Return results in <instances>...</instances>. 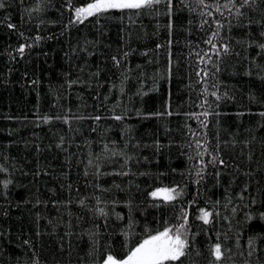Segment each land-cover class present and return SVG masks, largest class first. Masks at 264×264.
<instances>
[{
	"label": "trees",
	"instance_id": "trees-1",
	"mask_svg": "<svg viewBox=\"0 0 264 264\" xmlns=\"http://www.w3.org/2000/svg\"><path fill=\"white\" fill-rule=\"evenodd\" d=\"M94 2L2 0L0 264H264V0Z\"/></svg>",
	"mask_w": 264,
	"mask_h": 264
},
{
	"label": "snow or ice",
	"instance_id": "snow-or-ice-1",
	"mask_svg": "<svg viewBox=\"0 0 264 264\" xmlns=\"http://www.w3.org/2000/svg\"><path fill=\"white\" fill-rule=\"evenodd\" d=\"M160 2L161 0H95L94 3H89L86 7L76 8L75 14L77 21H82L87 16L100 13L110 8L139 9ZM203 2L204 0H200V3ZM2 6L3 3L2 0H0V7ZM9 26L12 27V25ZM209 43H211V41H209ZM226 50L225 47V51ZM19 51L23 53V46H21ZM213 95H215V93H213ZM116 119H120V117H116ZM221 163H223V161H221ZM159 192L167 193L165 198L168 200L175 199V196L172 195L175 189H158L157 192H153L152 195L156 196ZM177 195H179V193H177ZM101 212H103L102 209ZM211 215V212L201 209L199 218L205 223H209ZM184 228L185 224H180L175 230L165 228L163 232H159L157 235L145 239L138 247L132 250L123 261L117 262L109 255L105 264H165V262L180 261L182 257L186 256L185 250L188 247V241L183 238L185 233L181 231ZM213 253L217 260L221 259L223 252L220 244L214 246Z\"/></svg>",
	"mask_w": 264,
	"mask_h": 264
},
{
	"label": "rangeland",
	"instance_id": "rangeland-1",
	"mask_svg": "<svg viewBox=\"0 0 264 264\" xmlns=\"http://www.w3.org/2000/svg\"><path fill=\"white\" fill-rule=\"evenodd\" d=\"M158 189H173L172 187H160V188H156L153 190V192H157ZM167 193H164V192H159L156 196H162V197H166ZM173 196H176V193L173 192L172 193ZM124 259L126 258H123V259H115L117 262H121L123 261Z\"/></svg>",
	"mask_w": 264,
	"mask_h": 264
}]
</instances>
